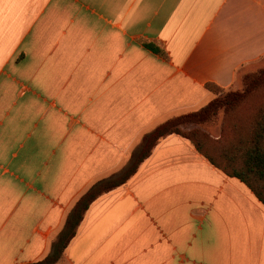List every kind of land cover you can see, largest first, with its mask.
Listing matches in <instances>:
<instances>
[{"label":"crops","instance_id":"obj_1","mask_svg":"<svg viewBox=\"0 0 264 264\" xmlns=\"http://www.w3.org/2000/svg\"><path fill=\"white\" fill-rule=\"evenodd\" d=\"M262 57L264 0H0V264L50 253L147 132ZM55 264H264V204L173 133Z\"/></svg>","mask_w":264,"mask_h":264},{"label":"trees","instance_id":"obj_2","mask_svg":"<svg viewBox=\"0 0 264 264\" xmlns=\"http://www.w3.org/2000/svg\"><path fill=\"white\" fill-rule=\"evenodd\" d=\"M143 45L157 54H165L164 50L154 43L143 41ZM263 84L264 68L256 74L246 75L243 91L228 93L229 102L241 101L247 92ZM207 87L215 94L223 89L214 83H207ZM223 104L224 100L221 97H215L200 109L169 118L147 132L139 149L133 154L131 162L122 172L95 181L76 200L53 242L52 251L39 260L20 264H55L76 234L90 204L103 193L125 183L137 171L142 161L151 154L156 144L173 133L188 138L200 153L227 175L241 179L264 204V104L259 107L253 120L244 130L237 124L233 125L234 134L227 143L223 142L222 135L213 138L199 127L189 130L184 128L188 123L209 120L217 114Z\"/></svg>","mask_w":264,"mask_h":264},{"label":"rangeland","instance_id":"obj_3","mask_svg":"<svg viewBox=\"0 0 264 264\" xmlns=\"http://www.w3.org/2000/svg\"><path fill=\"white\" fill-rule=\"evenodd\" d=\"M262 68H264V57L240 68L237 71L234 83L231 86L223 88L221 92H218L216 94L211 91L212 95L206 101V103H204V105L196 109L184 110L171 114L165 119L167 120L169 118H174L181 114L200 109L215 97H221L224 100V104L218 110L217 114H215L212 118L205 122L188 123L184 126V128L185 130H189L191 128L199 127L202 131L206 132L211 137L218 138L220 137V135H222L223 142H229L234 134L233 125L237 124L244 130L245 127L249 125L250 121L253 120V117L259 107L264 104V84L250 92H247L244 95L243 99L238 102H229L227 94L230 92L243 91L245 76L256 74Z\"/></svg>","mask_w":264,"mask_h":264}]
</instances>
